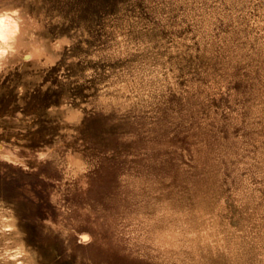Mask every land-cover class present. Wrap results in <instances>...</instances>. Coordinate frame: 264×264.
<instances>
[{"label":"rangeland","instance_id":"rangeland-1","mask_svg":"<svg viewBox=\"0 0 264 264\" xmlns=\"http://www.w3.org/2000/svg\"><path fill=\"white\" fill-rule=\"evenodd\" d=\"M14 9L60 59L0 66V264H264V0Z\"/></svg>","mask_w":264,"mask_h":264},{"label":"bare ground","instance_id":"bare-ground-1","mask_svg":"<svg viewBox=\"0 0 264 264\" xmlns=\"http://www.w3.org/2000/svg\"><path fill=\"white\" fill-rule=\"evenodd\" d=\"M8 12H11V10H4V11L1 10L0 11V17H2L4 14H6ZM19 12L16 16L13 17V19L16 20V26H10L6 36H5L3 24L0 23V66H2L1 64H3V62L10 55L12 56V54L18 52L20 49H22L24 47H29L31 49V54L34 51L33 45L43 47L44 49H46V45L43 43L42 44L38 43L37 39H36L37 41L34 40L36 42H33V43L28 42L25 39V35H27V34H26L25 28L23 26H26V25L22 24V20H23L22 17L24 15L21 16V14H19ZM40 41H42V40H40ZM72 115L75 116V114H73V113H72ZM16 219L17 218L13 214L10 207H9V209L4 208V207H0V227L1 228L14 229L16 227ZM13 237L14 236H12V238ZM21 238L17 239V240H13V241L11 240V241H8L6 243V248H8L7 249L8 255L7 256H9V255L13 256L15 258L14 260H16V258L21 257L20 260H23L24 262H26V261H29L28 257L26 256L27 244L25 245V243H24L25 241H23V239H21ZM0 255H1V253H0Z\"/></svg>","mask_w":264,"mask_h":264},{"label":"clouds","instance_id":"clouds-1","mask_svg":"<svg viewBox=\"0 0 264 264\" xmlns=\"http://www.w3.org/2000/svg\"><path fill=\"white\" fill-rule=\"evenodd\" d=\"M18 12H19L18 9H14L11 12H8L4 14L2 17H0V23L3 24L5 36L7 35V32L10 26H16V20H14L13 17L16 16ZM55 47L59 48V44H57ZM33 48H34V51L32 52V55L35 59L40 60V57H46L45 59L40 61L43 64L54 65L56 61L60 59L59 56L53 57V56L47 55L43 47L33 45ZM90 74H91V69L89 70V75ZM18 264H25V262L23 260H19Z\"/></svg>","mask_w":264,"mask_h":264},{"label":"snow or ice","instance_id":"snow-or-ice-1","mask_svg":"<svg viewBox=\"0 0 264 264\" xmlns=\"http://www.w3.org/2000/svg\"><path fill=\"white\" fill-rule=\"evenodd\" d=\"M84 239L85 240H88V239H90V237L89 236H85Z\"/></svg>","mask_w":264,"mask_h":264}]
</instances>
